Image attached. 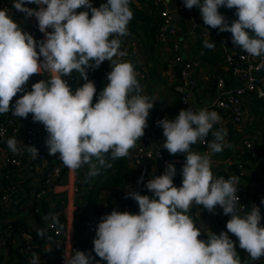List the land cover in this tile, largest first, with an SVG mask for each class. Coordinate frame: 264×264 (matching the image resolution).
I'll use <instances>...</instances> for the list:
<instances>
[{
  "label": "clouds",
  "instance_id": "9594fccd",
  "mask_svg": "<svg viewBox=\"0 0 264 264\" xmlns=\"http://www.w3.org/2000/svg\"><path fill=\"white\" fill-rule=\"evenodd\" d=\"M32 3L38 9L26 7ZM130 4L131 0H106L95 7L92 0H13L17 11L38 21L39 31L45 35L40 41L22 30L7 7L0 8V115L11 112L26 119L32 114L33 121L42 123L48 133L49 155L59 154L71 170L88 165L86 178L129 156L145 134L156 101L141 94L133 63L119 59L127 55L120 50L117 37L128 34L134 18ZM184 4L188 9L199 8L204 25L230 32L234 46L252 57H264V0H184ZM221 6L235 8L238 19L229 24L218 10ZM81 7L86 10L77 13ZM203 47L213 50L215 44L205 40ZM105 61L111 67L108 82L93 104L97 89L87 70H95ZM73 71L86 81L74 92L62 78ZM44 72L49 78L25 91L30 78ZM18 93L23 95L13 105ZM220 121L216 111L192 107L181 109L174 119L157 121L165 137L162 147L173 156L185 155L182 186L174 185L176 168L169 163L163 174L147 180L145 187L151 196L134 189L126 192V198L137 202L138 213L113 209L101 217L94 238V252L100 260L76 250L64 257V264H100L101 260L107 264H241L236 243L228 233L238 238L239 248L251 260L264 257L259 208L255 206L244 215L237 208L239 178H217L210 155L191 151V146L209 133L214 137L208 144L212 154L230 147L225 139L227 129L214 130ZM6 143L11 152H19L15 137ZM25 148L32 158L39 157L35 146ZM143 181L142 175L138 183ZM193 204L213 214L222 208L223 214L231 217L227 232L217 234L205 228L207 240L199 239L201 227L188 214ZM46 219L63 229L57 215L49 214ZM46 233L47 229L37 230L41 238ZM32 264H39L35 254Z\"/></svg>",
  "mask_w": 264,
  "mask_h": 264
},
{
  "label": "crops",
  "instance_id": "0c3cea01",
  "mask_svg": "<svg viewBox=\"0 0 264 264\" xmlns=\"http://www.w3.org/2000/svg\"><path fill=\"white\" fill-rule=\"evenodd\" d=\"M166 1L182 37L183 58L197 64L195 68L188 71L192 78L199 81V85L197 87L191 83L186 85L185 90L189 93V100L187 105L182 104L175 92V86L179 80V67L182 68L183 65L173 64L174 54L170 46L159 41L154 54L150 56L144 38L128 29L132 53L119 59L131 61L133 65L146 73L144 80L137 78L142 88L141 94L156 100L154 107L150 110L148 127L145 131L155 139L161 127L157 121L165 117L174 119L181 109L188 107H192L193 110L207 108L210 111H216L221 121L214 126V130L227 129L228 135L225 139L230 147H225L220 153L212 154L208 144L214 137L209 133L208 144L191 146V151L209 154L213 172L226 174L228 178L231 176L239 178L237 194L240 195L242 203L262 201L264 200V166L260 160L264 159V99H258L252 95L244 97L246 111L240 127L233 124L232 114L228 110L212 107V102L222 91L217 87L218 77L222 76L225 79L223 87L225 91L244 87L248 83V78L243 75V72L233 74L226 63L228 56L236 57L229 34L204 25L198 7L194 6L191 14L183 15L177 10V0ZM10 2L13 19L22 30L28 32L30 20L23 18L22 12L13 7V0ZM105 2L106 0H92L95 7ZM174 3H176L175 9H173ZM131 4L133 8H139L151 17L158 16L156 8L145 4L143 0H131ZM85 10L81 7L76 9V12ZM44 38L45 35L42 33L40 39ZM205 40L213 42L215 48L205 49L203 47ZM110 71V63L106 61V73ZM73 72L78 78V81L70 86L74 92L75 89L83 86L85 80L78 72ZM263 72L264 67L259 75ZM48 78L49 76L44 73L33 75L25 86V91H31L35 82ZM21 95L23 93H18L15 99L20 98ZM30 127H34L40 148L47 154L44 161L32 158L26 151L25 145L29 146L27 130ZM47 136L44 125L34 122L32 114H29L26 119H20L18 132L12 136L19 142V152H11L7 147V140H0V264H32L33 254L39 257V264H64V257L74 254L73 246L83 247L93 252L95 260H100L94 252V238L101 217L110 214L115 208L134 214L138 213L137 202L126 198V192L134 189L141 194L151 196L152 193L145 187L146 183H138V176L143 175L144 178L151 179L155 171L163 174L166 170L160 161L155 160L145 166L140 176L129 161L130 173L125 185L104 189L97 205L92 206L84 202L82 196L80 197V190L78 192L75 189V180L86 175L89 170L88 165H83L77 170H70V172L66 170L62 179L54 177L47 186L45 185L46 174L54 168L63 167L59 154L49 155L45 143ZM246 138L254 140L253 150H248L243 144L242 140ZM13 155L19 158L21 169L7 178L6 160ZM174 178L177 181V174ZM242 184L246 186L243 190L240 189ZM255 186H257L256 190H254ZM43 187H46L47 193L37 198L36 194ZM5 194L8 196L4 197ZM62 199L65 200V205L61 202ZM55 213L59 215L60 223L66 231V236L63 238H58L48 229L50 219L46 217ZM188 214L196 223H199L201 236L198 238L204 240H207L205 228H207L206 231L211 230L217 234L221 231L227 232L226 224L231 218L230 215L223 214L222 208L218 207L213 214L195 204L192 205ZM261 217L260 223L264 226V212L261 213ZM38 229H47L45 237L41 238L37 235ZM228 234L236 243L241 264H264V257L255 261L251 260L249 254L239 248L238 238L232 233ZM49 248L51 250L47 251ZM100 264H107V262L101 260Z\"/></svg>",
  "mask_w": 264,
  "mask_h": 264
},
{
  "label": "built area",
  "instance_id": "2783aa9c",
  "mask_svg": "<svg viewBox=\"0 0 264 264\" xmlns=\"http://www.w3.org/2000/svg\"><path fill=\"white\" fill-rule=\"evenodd\" d=\"M143 2L147 5L154 6L158 13L159 18L161 19V25L159 27V40L160 42L167 44L173 51V64L179 66L183 65L181 75L179 76L178 83L175 86V92L180 97L182 104L187 105L189 100V93L186 92L185 87L188 83H191L194 87L199 85V81L196 78H192L189 74V69H193L197 66L196 63L185 60L182 54V37L178 32V28L176 26L175 20L171 14V10L166 0H143ZM7 7L10 10V14L13 17L11 11V2L10 0H1L0 8ZM26 7L38 9L39 6L36 4H26ZM177 10L183 15H189L193 12L194 7L188 9L185 7L184 0H177ZM220 13L226 18L229 24L233 21L237 20L234 14L229 12L227 9L220 8L218 9ZM23 18H27L30 20V25L28 28V32L31 33L37 41H40V37L42 32L39 31L38 28V21L35 17H26L25 13H21ZM230 37V43L233 49L236 51V57L228 56L226 59L227 65L231 68L233 74H239L243 72V75L248 78V83L244 87L236 88L233 90L225 91L223 90L225 79L220 76L218 77L217 87L222 90L218 93L217 97L212 102V107L228 110L232 114L233 124L240 127L241 123L245 116V103L244 97L246 95H252L258 99H264V72L259 75V72L262 71L261 65L264 63V57H252L251 55L247 54L244 50L236 47L232 43V34L227 32ZM112 37H110L111 39ZM121 42V51H126L127 55L131 54V44L128 39V34L125 36L117 37ZM37 51L39 49L37 48ZM42 59V58H41ZM135 66V65H134ZM135 71L137 72V78L140 80H144L146 78V73L137 68L135 66ZM106 72V69H105ZM46 76H50L49 73L44 72ZM67 83L71 86L73 83L78 81L77 76L72 73L71 76H64L62 77ZM15 97L13 98L12 104L15 103ZM21 118L13 116L11 112L4 114L3 120L0 122V140L5 141L9 137L14 136L18 132V124ZM37 132L35 131L34 127H30L27 130V142L30 146H35L38 149L39 159L40 161H44L47 158V154L45 151H42L40 148V144L37 141ZM164 142L163 136V129L160 127L159 134L154 139L148 132L145 131L144 136L137 141L136 147L130 152L128 156V164L129 161L133 164V167L136 172H139L141 176L143 169L145 166L152 161L158 160L160 161L164 167L169 163H173L176 168L177 178L180 177L183 179L182 176V168L185 163V155H171L167 152L166 149L162 147ZM208 144V139H204L198 141L197 143L193 144L192 146L201 145L206 146ZM243 144L248 150L254 149V140L251 138H246L243 140ZM8 168L6 170V177L9 178L14 173L18 172L21 169V162L19 158L15 155L9 156L7 158ZM66 170L70 172L71 169L64 166L62 168H54L50 173L46 174L44 177L45 185L52 180V178H59L62 179L65 175ZM77 170V169H76ZM213 172V171H212ZM243 173V172H241ZM213 174L219 178L223 177L227 179V175L223 173H215ZM156 175H161L160 171H155L153 173L152 178ZM139 176L137 181L139 180ZM147 178H144L142 183L147 182ZM83 183L82 177H79L75 180V189L79 192V187ZM141 183V184H142ZM173 183L176 186V179L173 178ZM44 185V186H45ZM245 185H241L240 189H245ZM69 191V190H68ZM66 191V192H68ZM47 193L46 187H43L37 194V198H41ZM238 195V194H237ZM8 194H5L4 197H7ZM240 198V195H238ZM65 205V200L62 199L61 201ZM258 207L260 213L264 212V203L262 201L252 202L250 204L242 203L240 200V204H238V209L241 214H245L250 212L253 207ZM118 211H124L120 208H115ZM55 215H59L55 213ZM60 221V220H59ZM48 229L58 238H63L66 236V231L59 228L58 225L52 223L51 220L48 221ZM76 250L84 251L85 253H91V255L95 257V254L83 247L73 246L72 252L75 253Z\"/></svg>",
  "mask_w": 264,
  "mask_h": 264
},
{
  "label": "trees",
  "instance_id": "16d2710c",
  "mask_svg": "<svg viewBox=\"0 0 264 264\" xmlns=\"http://www.w3.org/2000/svg\"><path fill=\"white\" fill-rule=\"evenodd\" d=\"M130 7L134 13V18L130 21L128 25V29L132 33H135L136 35L144 38L146 42V48L150 53V56H152L155 52V48L157 47L160 41L158 34H159V27L161 25V19L159 18V16L151 17L139 8H133V4H130ZM219 8L227 9L229 12L234 14L235 17L238 19L235 8L229 9L225 6H221ZM105 69H106V61L103 62L99 66V68L95 70H91V69L87 70L88 79L95 82L97 89V93L96 95H94L93 98V102H92L93 104H95L99 92L105 87L106 83L108 82L106 79L107 73L105 72ZM181 72H182V68L179 67L180 75ZM3 118H4V114L0 115V122L3 120ZM132 150L133 149H131L130 152ZM111 163L112 166L110 168H101L99 175L95 177L86 178L88 173L87 172L86 175L82 178L83 183L80 185L79 190H80V197L82 196L84 202H87L92 206H95L97 205L104 189L125 185L130 173L128 156L112 161ZM179 178L180 177H178L176 181L178 187L182 186V180H183Z\"/></svg>",
  "mask_w": 264,
  "mask_h": 264
},
{
  "label": "water",
  "instance_id": "95a60500",
  "mask_svg": "<svg viewBox=\"0 0 264 264\" xmlns=\"http://www.w3.org/2000/svg\"><path fill=\"white\" fill-rule=\"evenodd\" d=\"M176 8V3L173 4V9ZM260 163L264 166V159L260 160ZM257 189V186L254 187V190Z\"/></svg>",
  "mask_w": 264,
  "mask_h": 264
}]
</instances>
